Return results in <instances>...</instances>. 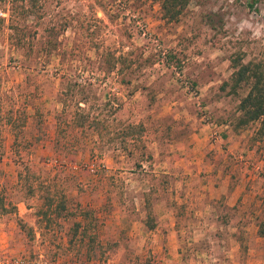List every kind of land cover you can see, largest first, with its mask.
<instances>
[{
	"label": "rangeland",
	"instance_id": "rangeland-1",
	"mask_svg": "<svg viewBox=\"0 0 264 264\" xmlns=\"http://www.w3.org/2000/svg\"><path fill=\"white\" fill-rule=\"evenodd\" d=\"M34 2L17 24L31 66L0 42V121L26 119L16 141L0 122V264H264V141L224 85L233 57L264 61V0H188L175 22L151 0ZM78 83L102 140L58 116ZM128 123L141 143H121Z\"/></svg>",
	"mask_w": 264,
	"mask_h": 264
},
{
	"label": "trees",
	"instance_id": "trees-1",
	"mask_svg": "<svg viewBox=\"0 0 264 264\" xmlns=\"http://www.w3.org/2000/svg\"><path fill=\"white\" fill-rule=\"evenodd\" d=\"M151 1L159 5L162 18L166 22L177 21L184 8L188 5V0ZM34 5V0H0V42L2 39H5V43L11 48V53H15L18 56L17 58L21 60L19 62L23 68L31 66V63L37 57L38 51L34 52L32 49L26 50L25 47H22V44L29 42L30 38L18 33L19 29L17 24L20 22L19 20H27L30 16H34L35 13L32 11ZM112 58L115 57L112 56ZM120 59L121 57H118L113 62H108L105 71L112 73L117 70V66L122 64L120 63ZM11 60L13 61L12 58ZM231 67L233 72L229 81L224 85L229 87L231 94H237L239 90L246 89V94L240 99L237 107L239 113L236 120L237 128H243L256 123L258 125L255 133L256 139L264 141V61L251 60L244 63L240 56H236L231 59ZM86 91V85L81 83L62 89L57 98V102L61 106L58 116L64 117L65 115H69V128L72 129V132H79V136L83 137V139L86 138V131H89V135L102 140L104 133L101 127V115H98L94 110L95 101L98 98L92 90ZM13 106L15 105H11L3 113L4 116L0 122L10 126L16 141L25 128L26 119L25 109H22V107H15L13 109ZM65 121H59L58 118L56 143H59V140L64 138L69 137L71 139L72 137L69 134L65 135V130L61 131V125ZM142 133L143 126L141 124L128 123L124 126L123 133L121 134V143H141ZM24 169L27 170L29 168L25 166ZM47 202V208L51 209L52 201L49 199ZM62 204L60 207L61 210H64ZM90 214V212L81 210L77 217L83 221L87 220ZM80 219L73 223V236L85 234L87 227L84 226L85 224H82ZM87 226H89V223ZM257 227L259 237L264 238V216L258 222ZM78 242H81V240L79 239Z\"/></svg>",
	"mask_w": 264,
	"mask_h": 264
},
{
	"label": "crops",
	"instance_id": "crops-1",
	"mask_svg": "<svg viewBox=\"0 0 264 264\" xmlns=\"http://www.w3.org/2000/svg\"><path fill=\"white\" fill-rule=\"evenodd\" d=\"M200 210L198 209V212H199ZM201 212V211H200ZM201 214V213H200Z\"/></svg>",
	"mask_w": 264,
	"mask_h": 264
}]
</instances>
